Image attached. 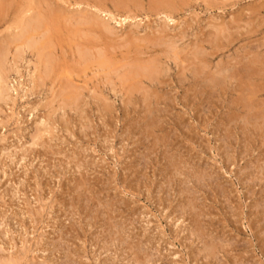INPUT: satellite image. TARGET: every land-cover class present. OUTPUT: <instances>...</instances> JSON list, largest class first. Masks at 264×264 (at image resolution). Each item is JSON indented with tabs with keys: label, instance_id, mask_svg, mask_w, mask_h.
<instances>
[{
	"label": "rangeland",
	"instance_id": "374dc122",
	"mask_svg": "<svg viewBox=\"0 0 264 264\" xmlns=\"http://www.w3.org/2000/svg\"><path fill=\"white\" fill-rule=\"evenodd\" d=\"M62 1L0 0V47L4 38L18 37L22 16L46 6L57 11L44 42L58 62V71L38 80L35 53L26 50L15 64L19 44L7 58L11 71L0 98V264H264V0H133L126 9L105 0L101 8L114 6L102 12L75 6L81 0ZM83 10L108 21L111 32L68 19L67 13ZM124 16L130 18L123 22ZM101 51L110 70L95 62ZM149 62L159 64L153 63L161 73L156 85L145 81L133 91L134 81L119 80L125 69ZM255 67L262 73L255 76ZM71 91L80 95L72 105Z\"/></svg>",
	"mask_w": 264,
	"mask_h": 264
},
{
	"label": "bare ground",
	"instance_id": "6f19581e",
	"mask_svg": "<svg viewBox=\"0 0 264 264\" xmlns=\"http://www.w3.org/2000/svg\"><path fill=\"white\" fill-rule=\"evenodd\" d=\"M27 1H29V0H27ZM45 1H47V0H38V3H40V4H44L45 3ZM60 1H62V0H60ZM64 1V0H63ZM62 1V2H63ZM67 0H65V2H66ZM71 1V0H70ZM77 1V0H76ZM90 1H92V0H90ZM103 1H105V0H93V4L92 3H90V2H84V1H78V2H76L75 3V6L76 5H78V6H80L81 4H83V7H85L84 6V4H86L87 6H89V7H93V9L95 10H97V12L99 11V12H102V10H104L103 8L105 7V9H106V7H109L110 5H112V6H114L112 3L109 5V6H104L103 8H101L102 7V5H103ZM107 1V0H106ZM113 1H115L116 2V4L118 5V6H114V7H120V9L121 8H124V9H126L125 7L127 6V4L128 3H130V1L132 2L133 0H113ZM136 1H139V0H134V2H136ZM149 1V0H148ZM156 1H158L159 2V0H156ZM169 0H165V2L166 3H168L169 4V2H168ZM200 1V0H199ZM5 2V1H4ZM8 2V1H7ZM69 2V1H68ZM109 2V1H108ZM140 2V1H139ZM142 2V1H141ZM145 2V1H144ZM151 2V1H150ZM158 2H156V4L158 3ZM182 2V1H181ZM107 3V2H106ZM179 3V2H178ZM4 4V3H3ZM6 4V3H5ZM36 4V3H35ZM46 4V3H45ZM63 4H64V2H63ZM139 4H141V3H138V5ZM142 4H144L143 2H142ZM141 4V5H142ZM147 4H149V6H150V3H147ZM155 4V5H156ZM173 4V3H172ZM7 5V4H6ZM6 5H5V7H6ZM39 5V4H38ZM74 5V4H73ZM134 5V4H133ZM132 5V6H133ZM136 5H137V3H136ZM135 5V6H136ZM138 5H137V7H138ZM141 5L139 6V7H141ZM151 5H152V3H151ZM154 5V4H153ZM210 5V4H209ZM212 5V4H211ZM17 6V5H16ZM43 6V5H42ZM42 6H39V7H41L42 8ZM70 6H72L71 4H70ZM77 6V7H78ZM180 6V5H179ZM31 7V6H30ZM47 7V9L44 11V12H38L37 11V9H34L33 7V9L35 10V11H37L38 13H35V14H30L29 12L31 11V10H27V12H26V14L27 13H29V16L27 17L26 15L25 16H22V19H20L16 24V27H15V29H17V30H19V31H17V32H19L18 33V37L17 38H15L14 36H13V38L12 39H10L9 37H8V39H6V38H4V46L3 47H0V98L1 99H3L4 98V96L6 95V89H5V87H7V85L5 86L4 84H5V82H6V79H7V71L9 70H7V68H8V66H7V58H8V56H9V54H11L12 53V46H18L19 44H20V46L19 47H17V48H15L16 49V52H15V54H13V58H12V60L14 61V63L15 64H17V62H19L20 60H22V56H23V54H24V52L26 51V50H30V51H32L30 54H33V53H35V56H37V60H38V62L37 63H39L38 65L36 64L35 65V70H36V73H37V75H38V80H43L44 79V77L46 76V77H49L52 73H53V71H54V67L56 66V63H58V62H56V60H55V58H54V50L55 49H53V51L51 52L50 51V45L51 44H47V41L46 42H44L45 41V38H46V35L47 34H50V32L49 31H51L50 29H51V27H52V25L54 24V20H55V18H56V16H57V11H55V9H52L51 8V6L49 7V6H46ZM52 7H53V5H52ZM82 7V8H83ZM88 7V8H89ZM143 7H145V6H143ZM155 7V6H154ZM157 7H158V5H157ZM161 7V6H160ZM41 8H39V9H41ZM44 8V7H43ZM53 8H55V7H53ZM58 8H60L61 9V7H58ZM128 8H129V5H128ZM0 9H4L3 8V6H1V2H0ZM63 9V8H62ZM90 9V8H89ZM112 9V8H111ZM119 9V8H118ZM132 9V8H131ZM135 9V8H134ZM147 9V8H146ZM145 9V11L147 12V10ZM67 10V9H66ZM82 10V9H81ZM139 10V9H138ZM153 10V9H152ZM161 10V9H160ZM159 10V12H161ZM163 10V9H162ZM171 10V9H170ZM170 10L168 11V12H170ZM174 10V9H173ZM184 10V9H183ZM19 11V10H18ZM23 11V10H22ZM33 11V10H32ZM87 11V10H86ZM116 11V10H115ZM120 11V10H119ZM124 11V10H123ZM125 11H128V10H125ZM135 11V10H134ZM141 11V10H140ZM144 11V12H145ZM2 12V11H1ZM5 12V11H4ZM58 12H60V11H58ZM64 12V11H63ZM69 12V11H68ZM104 12V11H103ZM109 12V11H108ZM113 12H114V10H113ZM113 12H111V13H113ZM116 12H118V11H116ZM115 12V13H116ZM129 12V11H128ZM136 12V11H135ZM139 12V11H138ZM152 12V11H151ZM157 12H158V9H157ZM158 12V13H159ZM166 11H164V13H165ZM72 13H76V12H69V13H67V17H68V19H70V20H72L73 21V19H75L74 20V22H76L77 24L76 25H82V26H84V28H87V27H85V26H88V28L90 29V30H100L101 29V31L103 30H106V31H108V32H111L110 31V29H109V27H108V25H107V22L106 23H104V22H102L101 20H100V18L98 17L97 18V16L95 17L94 15H88V14H86L85 12H84V10H83V12L81 11L80 13L79 12H77V13H79V14H72ZM88 13V12H87ZM121 13H122V11H121ZM121 13H119V15L121 14ZM153 13V12H152ZM157 13V14H158ZM162 13H163V11H162ZM161 13V14H162ZM173 13H175V12H173ZM23 14V13H22ZM60 14V13H59ZM58 14V15H59ZM62 14H64V13H62ZM62 14H60L61 16H62ZM106 14V13H105ZM108 14V13H107ZM131 14V13H130ZM156 14V13H155ZM154 14V15H155ZM156 14V15H157ZM98 15V14H97ZM110 15V14H109ZM113 15H115V14H113ZM121 15H123V14H121ZM125 15H127V14H125ZM141 15V14H140ZM149 15V14H148ZM165 15V17H167V19H171L172 17H171V15L170 14H164ZM131 16H132V14H131ZM142 16V15H141ZM158 16V15H157ZM160 16V15H159ZM158 16V17H159ZM66 17V18H67ZM109 17V16H108ZM117 17V16H116ZM119 17V16H118ZM125 17V16H124ZM137 17V16H136ZM140 17V16H139ZM73 18V19H72ZM113 18V16L111 17V19ZM115 18V17H114ZM113 18V19H114ZM128 18H130V17H128V16H126L124 19H123V22H126V20L128 19ZM175 18V17H174ZM17 19V18H16ZM63 19V18H62ZM121 19H122V17H121ZM131 19H132V17H131ZM142 19V18H141ZM146 19V18H145ZM173 19V18H172ZM57 20V19H56ZM67 20V19H66ZM106 20V19H105ZM133 20V19H132ZM71 21V22H72ZM115 21V20H114ZM135 21V20H134ZM137 21V20H136ZM145 21V20H144ZM159 21V20H158ZM174 21V20H173ZM60 22V21H59ZM71 22H69L68 24H71ZM128 22V21H127ZM58 23V22H57ZM155 23V22H154ZM169 23V22H168ZM180 23V22H179ZM56 24V23H55ZM67 24V25H68ZM120 24H123V23H120ZM60 25V24H59ZM72 25V24H71ZM74 25H75V23H74ZM75 25V26H76ZM131 25V24H130ZM139 25V24H138ZM138 25H137V27H138ZM161 25V24H160ZM176 25V24H175ZM53 26H55V25H53ZM58 26V25H57ZM157 26V25H156ZM74 27V26H73ZM6 28H8V27H6ZM61 28H62V26H61ZM68 28H69V26H68ZM78 28H80V27H78ZM82 28V27H81ZM83 28V29H84ZM87 28V29H88ZM12 29H13V27H12ZM52 29H55L54 27L52 28ZM67 29V28H66ZM72 29V28H71ZM8 30H10L9 28H8ZM69 30V29H68ZM86 30V29H85ZM161 30H163L164 32H165V29H163V28H161ZM226 30V29H225ZM14 31V30H13ZM59 31V30H58ZM78 31V30H77ZM87 31V30H86ZM134 31V30H133ZM142 31V30H141ZM160 31V30H159ZM170 31V30H169ZM183 31V30H182ZM219 31H221L222 32V29L220 30L219 29ZM224 31V30H223ZM49 32V33H48ZM80 34H81V32L83 33V31L82 30H80V31H78ZM116 32V31H115ZM117 32H118V30H117ZM74 33H75V31H74ZM77 33V32H76ZM79 33H77V34H79ZM89 33V32H88ZM130 33V32H129ZM144 33V32H143ZM183 33V32H182ZM220 33V32H219ZM59 34V33H58ZM92 34H93V32H92ZM96 34V33H95ZM110 34H112V33H110ZM121 34V33H120ZM159 34V33H158ZM82 35V37L84 36L85 37V39H86V36H87V33L86 32H84V34H81ZM89 35V34H88ZM130 35V34H129ZM163 35V34H162ZM16 36H17V33H16ZM96 36V39L98 38V36L97 35H95ZM119 36H121V35H119ZM127 36V35H126ZM159 36H161V35H159ZM166 36V35H165ZM11 37V36H10ZM50 37H51V35H50ZM62 37V36H61ZM90 36H88L87 38H89ZM102 38H103V36H101ZM111 37V36H110ZM112 37H115V36H113L112 35ZM101 38V39H102ZM105 38V37H104ZM103 38V39H104ZM106 38H108V37H106ZM129 38V37H128ZM161 38H163V36L161 37ZM166 38V37H165ZM164 38V39H165ZM219 37H217V39H218ZM48 39V38H47ZM51 38H49L48 40H50ZM53 39V38H52ZM102 39V40H103ZM114 39H116V38H114ZM125 39V38H124ZM149 39V38H148ZM164 39L162 40V41H164ZM170 39V38H169ZM6 40V41H5ZM93 40H95V38H93ZM98 40H100V39H98ZM109 40V39H108ZM121 41H123L122 39H120ZM138 41H139V39H137ZM155 40H157V39H155ZM159 40H161V39H159ZM175 40V39H174ZM173 40V41H174ZM223 40V39H222ZM52 41V40H51ZM80 41V40H79ZM85 41V40H84ZM101 41V40H100ZM110 41V40H109ZM137 41V42H138ZM141 41V40H140ZM143 41V40H142ZM158 41V40H157ZM157 41H154L155 42V44H157L158 42ZM162 41H160V42H162ZM178 41V40H177ZM217 42H218V40H216ZM215 41V42H216ZM2 42V43H3ZM94 42H96V41H94ZM115 42V41H114ZM144 42V41H143ZM154 42H150L152 45L154 44ZM170 42V41H169ZM97 43V42H96ZM112 43V42H111ZM172 43H176V42H172ZM85 44H87V43H85ZM154 44V45H155ZM202 44V43H201ZM97 45H99V41H98V44H96V46ZM119 45V44H118ZM127 45V44H126ZM148 45V44H147ZM174 45V44H173ZM176 45V44H175ZM54 46L55 45H53V48H54ZM58 46V45H57ZM100 46V45H99ZM123 46V45H122ZM138 46V45H137ZM161 46H163V45H161ZM161 46L159 47L160 49H161ZM167 46H169V45H167ZM181 46V45H180ZM13 47V48H14ZM103 47V46H102ZM119 47V46H118ZM52 48V47H51ZM79 48V47H78ZM85 48V47H84ZM101 48V47H100ZM110 48V47H109ZM115 48V47H114ZM142 48V47H141ZM146 48H147V46H146ZM149 48V47H148ZM151 48V47H150ZM163 48V47H162ZM219 48V47H218ZM96 49H98V48H96ZM122 49H124L123 47H122ZM130 49V48H129ZM155 49H157V48H155ZM164 49V48H163ZM162 49V50H163ZM169 48H167V50H168ZM176 49H178V48H176ZM187 49V48H186ZM87 50V49H86ZM101 50V49H100ZM105 50H106V47H105ZM117 50V49H116ZM165 50V49H164ZM163 50V51H164ZM172 50V49H171ZM197 50V49H196ZM199 50V49H198ZM214 50V49H213ZM81 52L83 51V50H80ZM94 51V50H93ZM119 51V50H118ZM144 51V50H143ZM146 51V50H145ZM173 51H174V49H173ZM192 51V50H191ZM202 51V50H201ZM69 52V51H68ZM151 52V51H150ZM157 52V51H156ZM155 52V53H156ZM160 52V51H159ZM176 52H178V51H176ZM197 52V51H196ZM195 52V53H196ZM57 53V52H56ZM77 53H78V51H77ZM146 53H147V51H146ZM145 53V54H146ZM164 53V52H163ZM162 53V54H163ZM168 53H169V51H168ZM171 53H173V52H171ZM175 53V52H174ZM63 54V53H62ZM75 54V53H74ZM90 54V53H89ZM88 53H83V56H84V58H86V59H89V61H90V59H96V58H94L93 56H94V54L93 55H89ZM92 54V53H91ZM138 54V53H137ZM140 54V53H139ZM144 54V55H145ZM183 54V53H182ZM198 52H197V54H196V56L198 57ZM249 54V53H248ZM27 55V54H26ZM60 55V54H59ZM80 55H82V54H80ZM79 55V56H80ZM98 55V58H97V61L95 60V62L97 63L98 62V64L97 65H99V68H103L104 69V67H105V69H108V70H110V68H111V66H110V62L107 60V59H105L104 58V54H103V52L101 51V52H99L98 54L96 53V56ZM144 55H142V56H144ZM149 56H150V54H148ZM147 54H146V56H148ZM154 55V54H153ZM152 55V56H153ZM165 55V54H164ZM174 55V54H173ZM172 55V56H173ZM176 55H178V53H176ZM187 55V54H186ZM193 55V54H192ZM237 55V54H236ZM91 56V57H90ZM106 56H107V54H106ZM148 56V57H149ZM151 56V57H152ZM155 56V55H154ZM181 56V55H180ZM179 56V57H180ZM203 56V55H202ZM81 57V56H80ZM111 57V56H110ZM162 57V56H161ZM176 58H177V56H175ZM178 57V58H179ZM188 57V56H187ZM206 57H208V56H206ZM261 57V56H260ZM35 58V57H34ZM84 58L82 57L81 59H83L84 60ZM157 58V57H156ZM159 58V57H158ZM200 58V57H199ZM262 58V57H261ZM115 59V58H114ZM151 59V58H150ZM160 59V58H159ZM162 59V58H161ZM192 59V58H191ZM196 59H198V58H196ZM201 59V58H200ZM247 58H244V60H246ZM256 59H257V57H256ZM65 60V59H64ZM110 60V59H109ZM176 60H178V59H176ZM205 60V59H204ZM222 60V59H221ZM87 61V60H86ZM110 61H112V60H110ZM114 61V60H113ZM127 61H129V60H127ZM173 61V60H172ZM183 61H185V59L183 60ZM187 61V60H186ZM224 61V60H223ZM229 61V60H228ZM239 61H240V59H239ZM238 61V62H239ZM242 62H243V59L241 60ZM253 61V60H252ZM157 62H158V60H157ZM159 62H160V60H159ZM158 62V63H159ZM163 62V61H162ZM166 62V61H165ZM177 62V61H176ZM181 62H182V57H181ZM206 62H208V61H206ZM32 63H34V62H32ZM66 63V62H65ZM81 63V62H80ZM84 63H86V65H87V62H84ZM94 63V62H93ZM113 63V62H112ZM116 63V62H115ZM115 63H113L112 64V66L115 64ZM118 63V62H117ZM130 63H134L133 61L132 62H130ZM152 63V64H151ZM149 62V63H147V64H140V63H138V64H135V65H133V66H131V69L129 70V72H128V70L127 69H125V67L127 66V65H129V64H127L126 66H125V64L126 63H124L123 65H121V66H125V67H123V69H125L124 70V74L122 75H120L121 77H119L120 79L119 80H121V81H123V83H127V82H132V81H134V82H132L133 83V85H131V86H133L131 89L133 90V91H135V89H136V84H138V85H143L144 86V84H145V81H148L149 83H154V82H156V80H157V76H158V73L160 72L159 70H157L156 69V67L160 64H158V63H155V62ZM153 63L156 65V67H155V65H153ZM184 63V62H183ZM182 63V64H183ZM192 63V62H191ZM190 63V64H191ZM239 63H241V62H239ZM246 63H248V62H246ZM245 63V64H246ZM19 64V63H18ZM91 64V63H90ZM203 64H207V63H203ZM242 64V63H241ZM240 64V65H241ZM255 64H256V62H255ZM255 64H253V65H255ZM14 65V64H13ZM34 65V64H33ZM39 65L40 66H42V69L43 70H40L39 69ZM80 65V64H79ZM83 65V64H82ZM89 65V64H88ZM93 65V64H92ZM119 65V64H118ZM160 65H162V64H160ZM191 65H193V64H191ZM198 65V64H197ZM197 65H195V66H197ZM199 65H201L202 66V64H200L199 63ZM220 65H222V64H220ZM235 65V64H234ZM77 66V65H76ZM96 66V65H95ZM115 66H117V65H115ZM121 66H119V67H121ZM180 66V65H179ZM188 66V65H187ZM187 66H185V67H187ZM205 66V65H204ZM200 67V68H203V70H205L204 68H206L207 66H205V67ZM209 66H211V65H209ZM232 66V65H231ZM231 66H228V67H230V68H236L235 66H233V67H231ZM238 66V65H237ZM242 67H243V65H241ZM249 66H250V64H249ZM256 66H259V65H256ZM97 67V66H96ZM159 67V66H158ZM240 67V66H239ZM241 67V68H242ZM244 67H245V65H244ZM254 67V66H253ZM17 68V67H16ZM101 68V69H102ZM118 68V67H117ZM122 68V67H121ZM127 68V67H126ZM162 68V67H161ZM195 68V67H194ZM252 68V67H251ZM259 68V67H258ZM14 69V68H13ZM33 69H34V67H33ZM86 69V68H85ZM123 69H122V72H123ZM163 69V68H162ZM186 69V70H185ZM191 69V68H190ZM193 69V68H192ZM216 69H217V67H216ZM236 69H238L240 72H238V73H241V72H243V75L244 74H246V72H244V71H242L243 69H239V68H236ZM235 69V70H236ZM55 70H57V69H55ZM107 70V71H108ZM184 70L186 71V72H188L189 73V71H191V70H188L187 68H184ZM188 70V71H187ZM196 70V69H195ZM210 70V69H209ZM218 70H220V69H218ZM230 70V69H229ZM256 69V67H255V70H254V75L256 76V72L257 71H259V70H257ZM9 71H11V70H9ZM8 71V72H9ZM58 71V70H57ZM112 71V70H111ZM114 71V70H113ZM112 71V72H113ZM117 71H120V70H117ZM116 71V72H117ZM164 71V70H163ZM183 71V70H182ZM185 71H184V73H185ZM199 71V70H198ZM216 71V70H215ZM221 71V70H220ZM228 71V70H227ZM230 71H233V70H230ZM63 72V71H62ZM84 72H85V70H84ZM83 72V73H84ZM99 72V71H98ZM97 72V73H98ZM128 72V73H127ZM200 72V71H199ZM205 72V71H204ZM224 73V72H226V70H225V68L223 69V71H221V72H219V71H216V73L217 74H219L220 75V73ZM236 72V71H235ZM248 73H250V71L248 70L247 71ZM259 72H261V71H259ZM90 73V72H89ZM115 72H113V74H114ZM182 73V72H181ZM198 73V72H197ZM211 73V72H210ZM212 73H215V72H212ZM228 73V72H227ZM237 73V74H238ZM262 73V72H261ZM44 74V77L42 76ZM58 74H60V73H58ZM68 74H70V73H68ZM99 75H100V73H98ZM97 74V75H98ZM106 74V73H105ZM159 74H161V73H159ZM192 74V73H191ZM230 74V73H229ZM231 74H233V73H231ZM252 74H253V72H252ZM250 75V76H252V78L254 77V75ZM79 75V74H78ZM112 75V74H111ZM163 75H164V73H163ZM181 75V74H180ZM185 75V74H184ZM193 75V74H192ZM198 75V74H197ZM205 75H206V73H205ZM239 75H241V74H239ZM70 76H72L71 74H70ZM74 76H76V75H74ZM88 76V75H87ZM110 76V75H109ZM116 76V75H115ZM119 76V75H118ZM182 76V75H181ZM199 76V75H198ZM225 76V75H224ZM224 76H223V78H224ZM235 76V75H234ZM246 76L248 77V75L246 74ZM45 77V78H46ZM94 77V76H93ZM107 77V76H106ZM117 77V76H116ZM116 77H114V78H116ZM160 77V76H159ZM161 77H163V76H161ZM185 77H186V75H185ZM184 76H182V79H184L185 78ZM193 77V76H192ZM204 76H202L201 78H203ZM210 77V76H209ZM209 77H206L207 79L209 78ZM50 78V77H49ZM69 78V77H68ZM105 78V77H104ZM109 78H112V76L111 77H109ZM199 78V77H198ZM205 78V79H206ZM212 78V77H211ZM214 78V77H213ZM215 78H217V77H215ZM228 78V77H227ZM244 78H245V76H244ZM244 78H243V81H245L244 80ZM32 79V78H31ZM57 79V78H56ZM63 79V78H62ZM70 79H71V77H70ZM166 79V78H165ZM186 79V78H185ZM204 79V78H203ZM210 79V78H209ZM218 79V78H217ZM240 79H242V78H240ZM254 80H255V78H253ZM260 79V78H259ZM33 80H35V79H33ZM106 82H107V80H106V78L104 79ZM113 80V79H112ZM116 80V79H115ZM119 80H117V81H119ZM212 80V79H211ZM211 80H210V82H211ZM216 80V79H215ZM218 80H220V79H218ZM230 80H232V82H233V79H230ZM229 80V81H230ZM237 80H239V79H237ZM248 80V79H247ZM251 80V79H250ZM260 80H262V79H260ZM51 81V80H50ZM58 81V80H57ZM89 81V80H88ZM104 81V82H105ZM199 81V80H198ZM217 81V80H216ZM103 82V81H102ZM110 82V84H111V81H109ZM108 82V83H109ZM183 82H185V81H183ZM188 82V81H187ZM201 82V81H200ZM209 82V83H210ZM213 82H215L214 80H213ZM234 82H235V79H234ZM249 82V81H248ZM251 82V81H250ZM249 82V83H250ZM34 83L35 84H37L38 82H37V80H35L34 81ZM53 83V82H52ZM113 83H115V82H113ZM122 83V82H121ZM157 83V82H156ZM156 83H154V85H156ZM208 83V84H209ZM216 83V82H215ZM257 83H260V82H257ZM263 83V82H262ZM11 84V83H10ZM116 84V83H115ZM199 84V83H198ZM211 84V83H210ZM209 84V85H210ZM222 84V83H221ZM221 84H216L217 86H219V85H221ZM225 83H223V85H224ZM228 84H229V82H228ZM239 84H244L243 82L242 83H239ZM238 84V85H239ZM246 84V83H245ZM244 84V85H245ZM252 83H250V85H251ZM253 84H255V83H253ZM34 85V84H33ZM86 85V84H85ZM98 85V84H97ZM100 85V84H99ZM112 85V84H111ZM138 85H137V89H141V88H139L138 87ZM158 85H160V83H158ZM201 85V84H200ZM205 85H207V83L205 84L204 83V87H205ZM264 85V84H263ZM34 86H36V85H34ZM54 86V85H53ZM56 86V85H55ZM115 86V85H114ZM113 86V87H114ZM182 86V85H181ZM249 86V85H248ZM247 86V87H248ZM252 86V85H251ZM250 86V87H251ZM44 87V86H43ZM68 87H70V86H68ZM68 87L66 88L67 90H68ZM112 87V86H111ZM112 87V89L114 90V88ZM122 87H124V86H122ZM145 87V86H144ZM162 87V86H161ZM194 87V86H193ZM221 87H222V85H221ZM224 87V86H223ZM238 87V86H237ZM257 88H259L258 87V85L256 86ZM35 88V87H34ZM82 88V87H81ZM115 88H117V87H115ZM119 88V87H118ZM152 88H154V87H152ZM207 88V87H206ZM245 88H246V86H245ZM253 88V87H252ZM65 89V90H66ZM71 89V88H70ZM83 89V88H82ZM82 89H81V91H82ZM85 89V88H84ZM124 89V88H123ZM146 89V88H145ZM143 90V91H146V90ZM148 89H149V86H148ZM148 89H147V91H148ZM221 90H225L224 88L222 89V88H220ZM246 89H249V88H246ZM260 89V88H259ZM96 90H97V88H96ZM105 90V89H104ZM126 90V89H125ZM142 90V89H141ZM243 90V89H242ZM245 90V89H244ZM257 90V89H256ZM261 90V89H260ZM259 90V91H260ZM84 91V90H83ZM103 91V90H102ZM236 91V90H235ZM239 91V90H238ZM249 91H250V89H249ZM248 91V92H249ZM255 91V90H254ZM258 91V92H259ZM59 92V91H58ZM78 92V91H77ZM131 92V91H130ZM139 92V91H138ZM251 92H253V91H251ZM256 92V91H255ZM257 92V93H258ZM242 93V92H241ZM67 93H65L64 95H63V97H65V95H66ZM81 94V93H80ZM84 94V93H83ZM96 94V93H95ZM129 94H131V93H129ZM140 94H142V96L144 95L142 92L140 93ZM145 94H147V93H145ZM151 94V93H150ZM204 94V93H203ZM259 94H261V92L259 93ZM82 95V94H81ZM149 95V94H148ZM147 95V96H148ZM156 95V94H155ZM245 95H248V94H245ZM249 95H251V96H253L252 95V93H250ZM254 95H256V94H254ZM62 96V95H61ZM60 96V97H61ZM97 96V95H96ZM99 96V95H98ZM144 96H146V95H144ZM146 96V97H147ZM154 96V95H153ZM201 96V95H200ZM217 96V95H216ZM261 96V95H260ZM10 97V96H9ZM66 97H67V101L69 102L68 104H75L78 100H79V97H80V95H79V93L78 94H76V93H73V91H71V92H69L68 93V95H66ZM237 98H238V101H239V97L238 96H236ZM258 97V96H257ZM124 98V97H123ZM144 98V97H143ZM142 98V99H143ZM148 98H149V96H148ZM151 98V97H150ZM236 98V99H237ZM244 98V97H243ZM158 99V98H157ZM156 99V100H157ZM160 99V98H159ZM81 100V99H80ZM106 100V99H105ZM248 100H249V98H248ZM255 100V99H254ZM262 100V99H261ZM143 101H145V99H143ZM238 101H237V103H238ZM249 101H252V100H249ZM256 101V100H255ZM65 103H66V101H64ZM146 102V101H145ZM148 102V101H147ZM154 102H155V100H154ZM240 102V101H239ZM243 102V101H242ZM258 102V101H257ZM6 103V102H5ZM51 103H53V102H51ZM150 103V102H149ZM148 103V104H149ZM157 103H159V102H157ZM156 103V104H157ZM234 103H236V102H234ZM243 103H245V102H243ZM152 104V103H151ZM246 104V103H245ZM254 104H256L255 102H254ZM108 105V104H107ZM238 105H240V104H238ZM253 101L252 102H248V104L246 105V106H248L249 107V109H248V111H249V115H251V116H253L251 113H252V108H253ZM258 105V104H257ZM75 106V105H74ZM155 106V105H154ZM255 106V105H254ZM240 107H241V105H240ZM263 107V106H262ZM61 108V107H60ZM236 109H237V107H235ZM244 109H245V107H243ZM242 108V109H243ZM241 109V110H242ZM243 111V110H242ZM261 111H263V113H264V110H261ZM157 112V111H156ZM155 112V113H156ZM240 112V111H239ZM241 113V112H240ZM254 113V112H253ZM256 113V112H255ZM262 113V112H261ZM261 113H256L258 116H260V114ZM247 114V113H246ZM231 117V116H230ZM260 117H262V114H261V116ZM263 117H264V115H263ZM262 117V118H263ZM232 118H233V116H232ZM243 118H245V117H243ZM242 118V119H243ZM230 119V118H229ZM236 119H237V115H236ZM259 119V118H258ZM50 120V119H49ZM238 120H240L239 118H238ZM263 120H264V118H263ZM154 122V121H153ZM239 122V121H238ZM252 122V121H251ZM257 122V121H256ZM260 122V121H259ZM151 123V122H150ZM247 123V122H246ZM250 123V122H249ZM234 124V123H233ZM236 124V123H235ZM253 124V123H252ZM257 124V123H256ZM255 124V125H256ZM47 125V124H46ZM250 125V124H249ZM52 126V125H51ZM244 127V126H243ZM248 127V126H247ZM45 128V127H44ZM257 128V127H256ZM48 129V128H47ZM48 130H50V129H48ZM247 130V129H246ZM51 131V130H50ZM43 134V133H42ZM41 137V136H40ZM38 138V137H37ZM44 138V137H43ZM173 161V160H172ZM200 172V171H199ZM205 173V172H204ZM205 176V175H204ZM195 178V177H194ZM198 178V177H197ZM172 180V179H171ZM187 180V179H186ZM79 190V189H78ZM189 197V196H188ZM192 199V198H191ZM192 205V204H191ZM187 208V207H186ZM195 222V221H194ZM199 236V235H198ZM106 244V243H105ZM208 244V243H207ZM207 246V245H206ZM214 248V247H213ZM206 250V249H205ZM217 250V249H216ZM208 251V250H207ZM206 252V251H205ZM25 256V255H24ZM147 257V256H146ZM21 258V257H20ZM18 259V258H17ZM23 262V261H22ZM46 262V261H45ZM44 262V263H45ZM137 262V261H136ZM17 263V262H16ZM6 264V263H5ZM10 264V263H9ZM12 264H14V263H12Z\"/></svg>",
	"mask_w": 264,
	"mask_h": 264
}]
</instances>
